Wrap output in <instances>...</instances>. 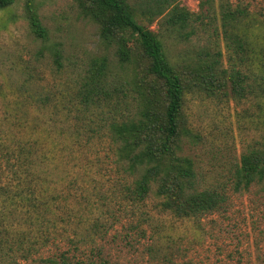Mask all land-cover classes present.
<instances>
[{"label": "rangeland", "instance_id": "374dc122", "mask_svg": "<svg viewBox=\"0 0 264 264\" xmlns=\"http://www.w3.org/2000/svg\"><path fill=\"white\" fill-rule=\"evenodd\" d=\"M180 1L192 11L200 10L199 0ZM222 2L246 8L260 25L264 0H215L216 39L224 66L232 67L221 26ZM29 7L46 27L44 36L32 30ZM212 41L209 32L199 29L190 42L173 37L168 46L173 56L181 57L191 47ZM101 55L118 70L114 48L101 41L97 24L81 15L75 0H15L0 9V264H46L43 258L53 254V239L60 231L52 220L60 212L61 190L70 193L68 208L89 216L124 206L114 193L121 174L110 141L94 138L79 148L61 133L71 123L60 111L62 101L75 89L79 73ZM188 112L200 138L188 142L186 152L195 158L205 184L226 190L225 208L199 220H183L162 212L159 199L151 194L140 208L134 207L137 215L131 219L143 220L145 237L139 240L132 231L139 241L130 238L132 244H126L121 237L128 222L123 218L100 244L118 264H264V184L236 191L231 182L245 147L262 139L256 105L246 99L197 96ZM21 146L34 149L29 161L19 154Z\"/></svg>", "mask_w": 264, "mask_h": 264}, {"label": "trees", "instance_id": "16d2710c", "mask_svg": "<svg viewBox=\"0 0 264 264\" xmlns=\"http://www.w3.org/2000/svg\"><path fill=\"white\" fill-rule=\"evenodd\" d=\"M14 1L0 0V9ZM75 1L81 15L97 24L101 41L114 48L118 70L107 55L87 64L75 89L61 103L60 111L71 121L61 133L79 148L94 138L110 141L121 174L114 193L121 196L124 206L89 216L68 208L70 193L61 190L60 212L52 220L55 229L60 226L59 235L53 239V254L43 261L118 264L100 242L123 218L128 222L121 237L126 244H132V231L139 240L145 237L143 220L133 223L131 219L137 215L134 207L140 208L151 194L159 199L162 212L183 220H199L226 206V190L205 184L195 158L186 152V144L200 138L191 127L188 108L192 98L246 99L256 105L255 120L261 125L262 139L245 147L232 169L231 182L236 191L264 184V22L259 25L246 8L222 2L221 26L232 65L225 67L216 39L215 0H199L197 12L180 0H140L137 4L130 0ZM28 11L32 30L44 36L47 29L38 12L30 7ZM154 23L157 28L152 27ZM199 29L211 34L212 44L193 46L186 55L173 56L169 39L190 42ZM60 57L57 52L59 66ZM33 153L32 147L19 149L28 161ZM113 238L115 241L116 236ZM49 241L45 236L44 242ZM149 249L155 250L153 246Z\"/></svg>", "mask_w": 264, "mask_h": 264}]
</instances>
